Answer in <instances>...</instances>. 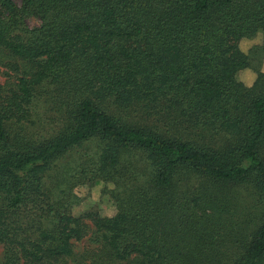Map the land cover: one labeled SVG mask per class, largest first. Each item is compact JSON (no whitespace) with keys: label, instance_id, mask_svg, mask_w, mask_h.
Returning <instances> with one entry per match:
<instances>
[{"label":"trees","instance_id":"16d2710c","mask_svg":"<svg viewBox=\"0 0 264 264\" xmlns=\"http://www.w3.org/2000/svg\"><path fill=\"white\" fill-rule=\"evenodd\" d=\"M259 33L264 0H0V264H264Z\"/></svg>","mask_w":264,"mask_h":264},{"label":"rangeland","instance_id":"374dc122","mask_svg":"<svg viewBox=\"0 0 264 264\" xmlns=\"http://www.w3.org/2000/svg\"><path fill=\"white\" fill-rule=\"evenodd\" d=\"M30 27L37 24L36 21L30 19L27 21ZM240 49L249 57V68L241 70L237 73V79L246 86H251L256 78V72L264 73V48L263 37L259 33L251 39H243L239 44ZM4 68L0 66V83L4 82L6 77L4 75ZM79 153H71L64 160L62 166L71 165L77 158ZM104 183H83L73 187L72 194L77 197V202L73 205L72 213L75 216L83 215L87 212H97L101 216L111 217L115 214V206L111 198L103 193ZM111 187V186H109ZM90 237L83 239L76 243L75 251L78 255L87 257L88 264L91 261L92 251H96L98 245L89 241ZM2 248H0V262L2 260ZM99 260L102 259L100 255L95 256ZM105 258H103L104 260Z\"/></svg>","mask_w":264,"mask_h":264}]
</instances>
